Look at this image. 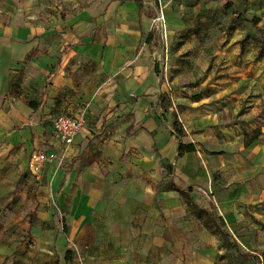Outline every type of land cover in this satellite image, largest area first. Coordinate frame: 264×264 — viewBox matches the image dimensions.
Masks as SVG:
<instances>
[{"label": "crops", "instance_id": "0c3cea01", "mask_svg": "<svg viewBox=\"0 0 264 264\" xmlns=\"http://www.w3.org/2000/svg\"><path fill=\"white\" fill-rule=\"evenodd\" d=\"M139 4L107 0L75 20H47L32 0H0V264H17L10 254L25 252L29 233L44 235L41 224L57 214L68 218L70 237L87 245L91 264H157L158 246L171 245L158 242V232H167L182 193L206 198L223 228H234L264 260V86L248 102L236 85L194 95L172 83L169 94L148 42L156 10ZM167 23L170 30L183 24L171 10ZM162 95L171 99L167 110ZM82 111L86 124L64 165L42 168L32 224L25 206L31 154L55 151V118ZM257 129L260 137L238 154L213 155L200 144ZM180 143L196 151L179 155ZM218 171H227L225 180L215 179ZM44 247L54 251L48 241ZM63 258L75 264L71 249Z\"/></svg>", "mask_w": 264, "mask_h": 264}, {"label": "rangeland", "instance_id": "374dc122", "mask_svg": "<svg viewBox=\"0 0 264 264\" xmlns=\"http://www.w3.org/2000/svg\"><path fill=\"white\" fill-rule=\"evenodd\" d=\"M106 1L32 0L38 17L47 20L53 17L75 20L84 11L99 3L103 5ZM163 1L167 31L161 33L153 26L154 34L148 41L163 81L167 75L175 87L184 88L194 95L213 93L215 87L236 85L237 91L246 90V102L254 96L261 97L260 87L264 86V0ZM229 1L233 6L228 9L226 3ZM139 5L142 8L145 5L152 6L156 10L153 18L156 16L158 6L155 0H140ZM170 10L183 22L180 27L171 30L167 23V12ZM252 20H257L258 25ZM251 87L256 89L250 92ZM261 123L259 119L258 125ZM245 137L234 140L227 136L217 139L205 137L200 144L207 153L213 155H234L242 150ZM225 173L227 171H218L215 179L225 180L226 176L222 175ZM228 173L233 174V169H229ZM30 174L31 183L27 185L28 201L25 206L29 219L36 221L33 209H40L37 196L40 194L39 187L44 184V177L42 174L40 178ZM213 206L198 193H182V205L173 210L170 220L166 222L167 232H158V242L167 238L171 245L158 246L157 264H262L256 254L244 248V236L237 234L234 228L232 231L223 228L225 224ZM48 222L41 224L44 235L29 233L26 237L29 247L25 252L10 254L14 262L66 264L63 256L68 248L73 251L75 264H91L86 257L87 249H84L87 245L70 237L65 215L57 214ZM47 229L54 231L51 237L46 236ZM168 235L171 237L168 238ZM61 239L64 243L60 248ZM46 241L53 244L52 253L44 247ZM256 241L257 238H254ZM148 244L146 241L145 245Z\"/></svg>", "mask_w": 264, "mask_h": 264}, {"label": "built area", "instance_id": "2783aa9c", "mask_svg": "<svg viewBox=\"0 0 264 264\" xmlns=\"http://www.w3.org/2000/svg\"><path fill=\"white\" fill-rule=\"evenodd\" d=\"M158 6L157 14L153 18V26L159 32L167 31L166 25V12L163 0H155ZM156 55V53H154ZM168 63L165 62V66ZM167 71V68H165ZM164 83L168 90V93L173 92V86L167 75L164 77ZM86 124L85 112H79L78 114H62L55 118L53 128L55 136L59 141V147L53 152L35 151L31 154L29 161V170L32 174L39 177L42 173V168L48 162H56L58 166H63L67 160L69 149L74 144L76 136L84 128ZM202 193L210 195V190H201ZM215 202V199L212 198ZM237 239V238H236Z\"/></svg>", "mask_w": 264, "mask_h": 264}, {"label": "trees", "instance_id": "16d2710c", "mask_svg": "<svg viewBox=\"0 0 264 264\" xmlns=\"http://www.w3.org/2000/svg\"><path fill=\"white\" fill-rule=\"evenodd\" d=\"M138 2H140V0H137ZM233 6V3L231 1L227 2L226 3V8H231ZM253 22H256L255 25L257 26L258 25V21L257 20H252V23ZM151 37H152V33L149 35V39L151 40ZM148 39V41H149ZM171 99H168V97L166 95H162L161 97V105H162V108L164 109H168L171 105ZM173 128H174V131H175V134L179 137H183L185 136V132L184 130L182 129L177 117H175L174 121H173ZM261 135V130L260 129H257L255 130L252 134L250 135H246L245 139H244V145L245 147H249L252 143H254ZM196 151V147L193 143H189V144H184V143H180L179 145V155H183L184 153H188V152H194ZM191 191V189H190ZM31 223L33 224V220H31ZM257 257L259 259H261L262 261V264H264V260L263 258L260 256V255H257ZM73 259L72 257V252L71 251H68L67 254H66V260L68 262H71ZM258 259V261H260Z\"/></svg>", "mask_w": 264, "mask_h": 264}]
</instances>
